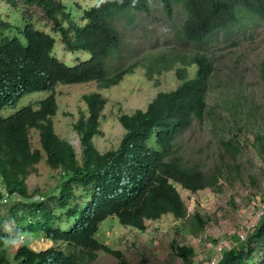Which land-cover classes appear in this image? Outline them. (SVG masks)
Returning <instances> with one entry per match:
<instances>
[{"label":"trees","instance_id":"trees-1","mask_svg":"<svg viewBox=\"0 0 264 264\" xmlns=\"http://www.w3.org/2000/svg\"><path fill=\"white\" fill-rule=\"evenodd\" d=\"M5 1L12 7L22 3L26 10L17 32L0 15V175L8 196L20 197L10 206L0 205L8 207L5 214L0 211V264H9L3 238L30 233H40L57 246L34 251L22 245L12 257L16 264H93L100 252L127 264L120 251L96 238L110 217L144 230L145 220L171 215L186 224L191 236L199 235L206 221L198 213L189 215L176 185L193 193L213 189L221 170L208 173L199 163L187 162L178 154L177 141L206 116L213 72L210 46L237 30H249L255 22L264 23V0H95L78 20L60 0ZM158 11L170 23L173 44L122 67V50L129 48L125 31ZM34 17L58 34L67 51L89 59L73 65L60 61L53 54L56 39L37 30ZM137 67L145 70L148 80L174 71L180 85L157 94L144 110L121 114L119 146L104 153L93 139L99 135L107 101L98 92L83 95L86 110L73 125L82 147L78 160L70 143L54 130L55 87L95 82L99 89H109ZM37 92L48 95L24 103ZM32 130L38 134L39 149L32 145ZM230 145L232 141L226 143ZM43 156L46 165L59 172V184L49 194L35 196L25 179ZM19 215L29 218L28 224L5 232ZM245 236L218 264H264V215ZM176 252L186 263L192 256L186 247Z\"/></svg>","mask_w":264,"mask_h":264},{"label":"rangeland","instance_id":"rangeland-1","mask_svg":"<svg viewBox=\"0 0 264 264\" xmlns=\"http://www.w3.org/2000/svg\"><path fill=\"white\" fill-rule=\"evenodd\" d=\"M60 1L66 11L78 20L83 10L89 9L95 0ZM23 9L22 3L12 7L5 0H0V15L15 27L14 32L24 25ZM32 19L37 30L56 39L53 54L60 61L73 65L77 60L89 59L81 52L67 51L58 34L51 32L45 21ZM172 34L170 23L160 11L154 12L143 24L139 20L123 35L129 48L122 50V67L140 61L149 53L166 51L173 44ZM209 56L213 72L205 101L206 116L203 122H194L179 137L177 148L178 154L187 162L199 163L208 173L214 172L215 168L221 170V179L216 188L195 193L176 185L189 215L198 213L206 224L201 233L193 237L186 224L171 215L145 220L144 230L122 226L116 218H108L96 238L120 251L127 264H210L213 259L218 261L220 249L227 251L232 245H241V236L252 233L264 215V23L255 22L249 30H237L233 36L214 40ZM110 61L119 63L117 59ZM190 72L193 75L194 68ZM179 85L174 71L148 80L142 67L135 68L134 73L125 75L117 86L109 89H99L95 82L58 85L55 87L58 109L53 118L54 130L70 143L76 158L81 160L82 147L73 125L80 113L86 110L82 96L98 92L107 102L97 128L99 135L94 137L93 145L99 152H107L117 148L123 136L118 122L121 114L144 110L157 94L173 91ZM47 95V92L33 93L24 103ZM8 113L12 114L14 110ZM229 141L232 145L226 146ZM31 142L35 149L40 148L38 134L33 130ZM58 181L59 172L52 171L43 156L26 177L25 184L30 194L41 196L52 192ZM0 193V205L10 206L11 201L20 200L18 195L8 196L1 175ZM7 210L8 207L0 206L1 214ZM22 219L23 216L19 215L17 221L4 227L5 232L27 225L29 218ZM15 238L21 239L18 246L5 245L9 264H16L12 257L22 245L36 251L57 246L46 241L40 233L22 234ZM177 247L191 249L192 256L187 263L177 255ZM93 264H119V261L100 252Z\"/></svg>","mask_w":264,"mask_h":264},{"label":"clouds","instance_id":"clouds-1","mask_svg":"<svg viewBox=\"0 0 264 264\" xmlns=\"http://www.w3.org/2000/svg\"><path fill=\"white\" fill-rule=\"evenodd\" d=\"M2 201V200H1ZM20 201V200H19ZM24 240V239H23ZM46 240V239H45ZM46 241H50V240H46ZM21 242L20 238H15V239H7V238H3V243L6 246H18ZM51 242V241H50ZM52 243V242H51ZM53 244V243H52ZM30 248V247H29ZM50 248V247H49ZM32 249V248H31ZM48 249V248H47ZM34 250V249H33ZM45 250V249H44ZM36 251V250H34Z\"/></svg>","mask_w":264,"mask_h":264},{"label":"built area","instance_id":"built-area-1","mask_svg":"<svg viewBox=\"0 0 264 264\" xmlns=\"http://www.w3.org/2000/svg\"><path fill=\"white\" fill-rule=\"evenodd\" d=\"M241 239H242V241H244L245 236L242 235V236H241ZM219 252H220V256L217 258L218 261H220V259L222 258V255H223V253H224L225 251L220 249ZM218 261H215V260L213 259V260L210 262V264H216Z\"/></svg>","mask_w":264,"mask_h":264},{"label":"bare ground","instance_id":"bare-ground-1","mask_svg":"<svg viewBox=\"0 0 264 264\" xmlns=\"http://www.w3.org/2000/svg\"><path fill=\"white\" fill-rule=\"evenodd\" d=\"M49 242V241H48Z\"/></svg>","mask_w":264,"mask_h":264}]
</instances>
